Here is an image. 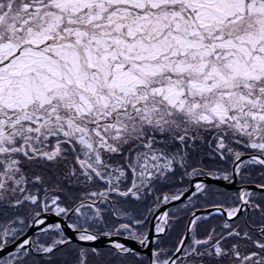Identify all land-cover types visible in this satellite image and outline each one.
Segmentation results:
<instances>
[{
	"label": "snow or ice",
	"instance_id": "obj_1",
	"mask_svg": "<svg viewBox=\"0 0 264 264\" xmlns=\"http://www.w3.org/2000/svg\"><path fill=\"white\" fill-rule=\"evenodd\" d=\"M0 264H264V0H0Z\"/></svg>",
	"mask_w": 264,
	"mask_h": 264
}]
</instances>
